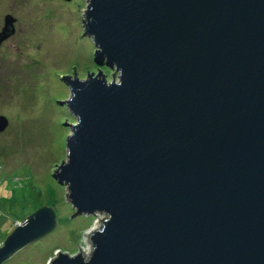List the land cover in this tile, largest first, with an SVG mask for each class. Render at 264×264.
<instances>
[{"label":"water","instance_id":"1","mask_svg":"<svg viewBox=\"0 0 264 264\" xmlns=\"http://www.w3.org/2000/svg\"><path fill=\"white\" fill-rule=\"evenodd\" d=\"M82 25L108 78L62 76L77 123L54 177L70 217H105L50 264H264V0H85ZM56 227L41 206L0 264Z\"/></svg>","mask_w":264,"mask_h":264},{"label":"rangeland","instance_id":"2","mask_svg":"<svg viewBox=\"0 0 264 264\" xmlns=\"http://www.w3.org/2000/svg\"><path fill=\"white\" fill-rule=\"evenodd\" d=\"M85 0H0V32L6 17L15 32L0 42V116L10 124L0 133V246L43 205L52 206L57 227L27 245L4 264H50L57 252L88 256L90 232L100 228L103 214L74 215L68 185L54 172L67 160V137L77 118L67 102L71 87L62 78L82 80L102 72L94 46L85 35ZM5 237V238H6ZM3 241V242H2Z\"/></svg>","mask_w":264,"mask_h":264},{"label":"trees","instance_id":"3","mask_svg":"<svg viewBox=\"0 0 264 264\" xmlns=\"http://www.w3.org/2000/svg\"><path fill=\"white\" fill-rule=\"evenodd\" d=\"M106 69H108V68H106ZM108 70H109V69H108ZM10 233H11V231L9 232V234H10ZM9 234H8V235H9ZM5 237H6V236H5ZM5 237H4L3 241L5 240ZM3 241H2V242H3Z\"/></svg>","mask_w":264,"mask_h":264}]
</instances>
